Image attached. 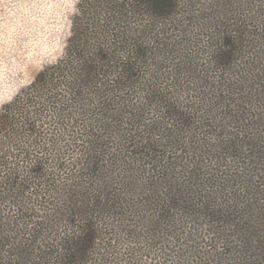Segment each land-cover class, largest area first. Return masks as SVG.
Segmentation results:
<instances>
[{"label": "trees", "instance_id": "16d2710c", "mask_svg": "<svg viewBox=\"0 0 264 264\" xmlns=\"http://www.w3.org/2000/svg\"><path fill=\"white\" fill-rule=\"evenodd\" d=\"M0 264H264V0H79L0 108Z\"/></svg>", "mask_w": 264, "mask_h": 264}, {"label": "rangeland", "instance_id": "374dc122", "mask_svg": "<svg viewBox=\"0 0 264 264\" xmlns=\"http://www.w3.org/2000/svg\"><path fill=\"white\" fill-rule=\"evenodd\" d=\"M79 0H0V108L62 58Z\"/></svg>", "mask_w": 264, "mask_h": 264}]
</instances>
